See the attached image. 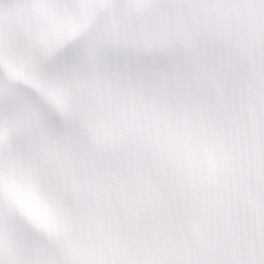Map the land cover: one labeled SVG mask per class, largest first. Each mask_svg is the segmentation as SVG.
Returning a JSON list of instances; mask_svg holds the SVG:
<instances>
[{"label": "snow or ice", "instance_id": "1", "mask_svg": "<svg viewBox=\"0 0 264 264\" xmlns=\"http://www.w3.org/2000/svg\"><path fill=\"white\" fill-rule=\"evenodd\" d=\"M0 264H264V0H0Z\"/></svg>", "mask_w": 264, "mask_h": 264}]
</instances>
